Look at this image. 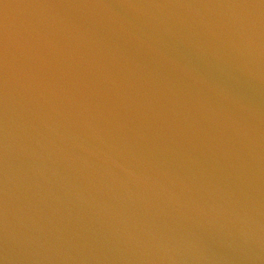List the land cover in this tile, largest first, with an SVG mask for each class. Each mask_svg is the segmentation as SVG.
<instances>
[{
    "label": "water",
    "instance_id": "water-1",
    "mask_svg": "<svg viewBox=\"0 0 264 264\" xmlns=\"http://www.w3.org/2000/svg\"><path fill=\"white\" fill-rule=\"evenodd\" d=\"M0 264H264V0H0Z\"/></svg>",
    "mask_w": 264,
    "mask_h": 264
}]
</instances>
